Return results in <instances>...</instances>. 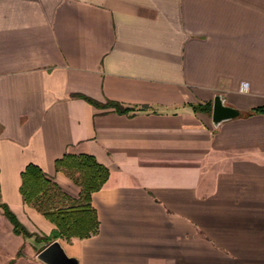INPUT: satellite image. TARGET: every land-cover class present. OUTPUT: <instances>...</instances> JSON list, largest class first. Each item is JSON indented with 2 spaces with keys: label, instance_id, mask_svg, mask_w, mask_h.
<instances>
[{
  "label": "crops",
  "instance_id": "1",
  "mask_svg": "<svg viewBox=\"0 0 264 264\" xmlns=\"http://www.w3.org/2000/svg\"><path fill=\"white\" fill-rule=\"evenodd\" d=\"M65 154L109 169L98 231L60 237L78 264H264V0H0V264H45L22 171L67 206Z\"/></svg>",
  "mask_w": 264,
  "mask_h": 264
},
{
  "label": "trees",
  "instance_id": "2",
  "mask_svg": "<svg viewBox=\"0 0 264 264\" xmlns=\"http://www.w3.org/2000/svg\"><path fill=\"white\" fill-rule=\"evenodd\" d=\"M115 104L120 111L125 108L120 103L109 101ZM197 109L210 110L207 105H197ZM261 110L256 108L249 113ZM57 167L64 169L67 173L81 185L82 189L78 199L73 200L69 205L63 207H53L49 204V196L61 193L59 185L49 179L45 172L36 164L29 163L22 171L21 192L26 203L34 204L56 227L51 234L37 236L44 239L47 243L60 237L72 236L86 237L98 231V219L96 210L91 205V194L99 189L109 176V169L98 162L91 154H65L58 159ZM45 196L47 198H45ZM5 214L14 224V230L25 236L32 235L25 226L18 220L15 214L6 204H2ZM20 254V253H19Z\"/></svg>",
  "mask_w": 264,
  "mask_h": 264
},
{
  "label": "water",
  "instance_id": "3",
  "mask_svg": "<svg viewBox=\"0 0 264 264\" xmlns=\"http://www.w3.org/2000/svg\"><path fill=\"white\" fill-rule=\"evenodd\" d=\"M239 114L240 111L235 106L225 102L222 94L215 95L212 105V122L215 126ZM36 257L45 264H78L77 257L68 254L60 238L46 244Z\"/></svg>",
  "mask_w": 264,
  "mask_h": 264
}]
</instances>
